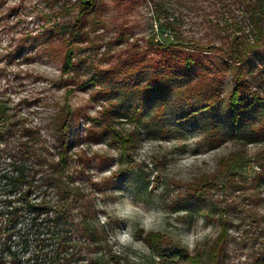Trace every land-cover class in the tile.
<instances>
[{
  "label": "rangeland",
  "instance_id": "374dc122",
  "mask_svg": "<svg viewBox=\"0 0 264 264\" xmlns=\"http://www.w3.org/2000/svg\"><path fill=\"white\" fill-rule=\"evenodd\" d=\"M86 1L94 13L83 14ZM151 17L147 0H0V168L23 143L58 160L70 123L66 173L82 195L73 213L105 223L114 264H175L152 242L186 250L177 264H264V138L238 139L225 100L189 118L190 108L165 101L155 115L140 91L145 75L119 85L155 37ZM185 21L198 37L199 20ZM59 28L82 36L52 34ZM218 84L225 96L232 81ZM45 176L40 191L55 200Z\"/></svg>",
  "mask_w": 264,
  "mask_h": 264
},
{
  "label": "trees",
  "instance_id": "16d2710c",
  "mask_svg": "<svg viewBox=\"0 0 264 264\" xmlns=\"http://www.w3.org/2000/svg\"><path fill=\"white\" fill-rule=\"evenodd\" d=\"M147 1L155 37L148 40L140 68L117 75L119 85L135 83L145 75L140 91L146 107L156 106L155 115L164 110L165 101L190 108L183 114L189 118L209 113L225 100V122L233 126L238 139L256 142L264 138V0ZM82 8L83 14L94 13V1H86ZM192 15L199 20L198 37L185 29V20ZM51 32H67L72 39L82 36L67 28ZM71 53L66 58L71 59ZM224 76L232 81L225 96L218 84ZM71 129L67 123L59 131L58 160L23 143L21 156L11 160L7 170L0 168V264H6L2 263L6 259L9 264L12 260L16 264L117 262L105 223L88 211L73 213V199L82 195L72 185L73 176L66 173L65 148ZM38 173L45 174L46 183L54 187L56 201L48 194L47 199L43 197ZM149 244L175 264L190 259L182 247L164 253L157 244Z\"/></svg>",
  "mask_w": 264,
  "mask_h": 264
},
{
  "label": "snow or ice",
  "instance_id": "6c2138e0",
  "mask_svg": "<svg viewBox=\"0 0 264 264\" xmlns=\"http://www.w3.org/2000/svg\"><path fill=\"white\" fill-rule=\"evenodd\" d=\"M127 237H125V239H126Z\"/></svg>",
  "mask_w": 264,
  "mask_h": 264
}]
</instances>
